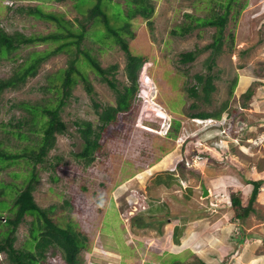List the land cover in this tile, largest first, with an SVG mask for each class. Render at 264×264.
<instances>
[{
	"label": "rangeland",
	"instance_id": "1",
	"mask_svg": "<svg viewBox=\"0 0 264 264\" xmlns=\"http://www.w3.org/2000/svg\"><path fill=\"white\" fill-rule=\"evenodd\" d=\"M74 1L0 0V27L7 33L26 35L54 30V25L27 12L36 4L46 11L62 12L63 17L76 26L75 19L83 16L72 6ZM149 1L154 6L151 29L145 19L136 16L130 26L135 36L127 37L148 54L130 108L119 112L101 132L103 147L95 152V158L88 166L76 161L73 152L81 149L82 141L79 126L74 121L87 120L95 125L97 110L115 105L113 90L91 69L87 70L92 91L88 92L81 80L72 87L60 110V117L66 124L65 132L56 135L55 145L45 162L35 165L39 180L33 196L42 207L62 205L64 200L69 202L77 229L86 234L91 244L89 252L81 250L80 264H87L88 260L91 264H170L175 257H180L185 264H193L198 259L208 258V254H203V250L196 252V249L179 252L175 246L169 247L165 243L161 233V237L156 238L155 234H150V229L137 226L148 220L137 214L146 176L163 164H175L176 174L194 177L198 187L201 183L212 184V193L200 199L205 206H214L218 210L212 216L204 213L202 220L219 231L218 241L207 244V252L217 257L213 262L217 264L222 256L232 264H247L249 257L264 253V0H247L240 12L228 20L223 34L226 40L214 62L210 57L211 48L204 47L212 41L214 27H196L185 35L171 32L173 26L188 21L185 12L203 15L207 10L203 0ZM110 8L108 11L113 15L116 6L111 4ZM229 34H233V41L227 38ZM81 44L90 48L102 67L117 64L108 77L113 78L120 90L129 84L124 72V52L118 45L107 47L90 33ZM46 47V43L38 42L21 45L14 50L18 53L14 58L0 57V78L12 75L28 52ZM190 50L195 51V58L181 61L180 53ZM71 56V52L66 51L50 55L39 64L34 76H28L17 88L2 92L0 148L20 150L38 137V133L28 130L33 124L31 113L21 102L40 105L48 98L60 96L53 89H46L47 76L66 67ZM209 62L210 70L207 69ZM173 72L179 73L180 77L172 75ZM196 73L216 74L213 80L216 89L207 101L203 98L195 100L186 88L180 91L185 82L187 87L195 83ZM234 78L236 85L230 96V83ZM249 86L252 95L244 101L242 95ZM198 88L201 89L200 84ZM193 101L197 107L191 106ZM94 102L99 107H95ZM225 102L222 119L220 122L215 120L214 128L206 129L192 120L191 113L218 110ZM173 119L179 122L177 129L171 126ZM210 119L214 122L212 117ZM21 133L27 137L20 136ZM257 134L259 136L254 140ZM55 156L60 158L58 162ZM22 170L23 162L4 166L0 168V181L15 180L9 175L10 171ZM50 174L57 179H50ZM253 180H261L251 205L253 209L239 219L234 215V206L228 203L230 194L234 193L246 205ZM102 194L106 197L102 198ZM218 217L221 220L217 222ZM30 219L27 215L16 230V248H21L29 236ZM240 233H243V239L234 242ZM207 234L213 235L211 231ZM239 246L246 248L248 253ZM45 254L49 256L39 264H66L58 248H48ZM8 263L1 252L0 264Z\"/></svg>",
	"mask_w": 264,
	"mask_h": 264
},
{
	"label": "trees",
	"instance_id": "2",
	"mask_svg": "<svg viewBox=\"0 0 264 264\" xmlns=\"http://www.w3.org/2000/svg\"><path fill=\"white\" fill-rule=\"evenodd\" d=\"M203 1L207 9L203 15L195 16L193 13L185 12L184 16L188 18V21H184L181 25L173 26L171 32L185 35L196 27H214L212 41L204 46L205 48H211L210 57L211 61L214 62L215 55L221 52L222 45L226 40L223 34L228 20L234 18L240 12L247 0ZM191 3L194 4V2ZM111 4L116 6V11L113 15L108 11V9H111ZM72 6L76 7L83 16L76 19V26L65 19L62 12L46 11L41 5L36 4L34 7H30L27 12L54 25V30L44 34L33 33L26 35L21 32L7 33L0 27V57L14 58L18 54L14 50L19 49L21 45L37 42L47 44L44 49L28 52L12 75L0 78V97L5 90L17 88L25 82L28 76H34L39 64L50 55L61 51L71 52L72 54L67 61L66 67H61L57 72L47 76L49 83L46 89H53L57 94H61L60 96L48 98L47 101L40 105L21 102L24 109L31 113L30 121L33 124L28 130L38 133V137L33 140V143L26 144L20 150L0 148V168L14 162L24 163V170L10 171L9 173L10 176L19 181H0V203H2V208H0V253L3 252L5 254L8 264H39L45 256H49V254L48 256L45 254L48 248H58L62 252L66 264H80L82 262L79 257L81 250L85 249L87 252L91 250L89 238L85 233L77 229L72 219L73 211L67 200H64L62 205L51 204L47 207H42L36 202L33 191L39 180V172L35 165L45 162L48 152L55 145L56 135L65 132L66 124L60 117V110L66 103L72 87L81 80L84 82L85 89L88 92L92 91V86L87 80V70L91 69L100 77L101 81L105 82L113 90L115 93V105H106L97 110L98 117L95 125L87 120L74 121L79 126V137L82 143L81 149L73 152V155L76 161L82 162L83 166H88L94 160L95 152L103 147V143L100 142L101 132L111 121L116 119V115L119 112L127 111L130 108L138 89L140 70L144 66L148 55L145 49L133 44L127 37L132 39L135 36L130 26L132 19L137 15L145 19L148 28L151 29L154 6L149 0H122V2L114 0H75ZM97 27L99 28L97 29ZM89 33L97 42L107 47L118 45L124 52V72L129 84L124 85L122 90L117 87L112 77H108L117 68V64L102 67L95 55L91 54L90 48L81 44ZM227 38L233 41V34H229ZM195 54L194 50L182 52L180 53V59L183 62L192 61L195 58ZM207 69H211L210 62L207 64ZM172 75L180 77L177 72H173ZM215 77L216 74L214 73L202 75L196 73L194 74L195 83L187 87L185 82L180 91L186 88L190 96L195 100L203 98L207 101L210 93L216 89L213 82ZM180 80L182 79L180 78ZM199 84L201 89L198 88ZM235 85L236 78L230 83V96ZM251 95L252 87L249 86L242 95L244 101H247ZM226 104L227 102L218 110H198L191 113V115L222 118L221 112L226 107ZM197 105L195 101L191 104L192 107H197ZM94 106L99 107V104L94 102ZM178 124V120L173 119L171 126L173 129H177ZM20 136L27 137L25 133H21ZM166 143L164 141V144ZM55 159L58 162L60 158L55 156ZM51 167H54V165L51 164ZM50 179L55 180L57 176L50 174ZM251 183L252 189L246 205H243L240 198L234 193L230 194L231 205L235 208L234 215L239 219L244 218L252 211L253 207L251 205L258 193L261 180H253ZM80 187L85 189L82 185ZM104 197L106 195L103 196L102 194V198ZM102 198L98 197L101 203H103ZM27 215L31 216L29 220V236L21 248H16L14 246L15 233ZM2 216H4L3 220H1ZM140 225L141 223L137 224V226ZM243 236V233H240L237 237L238 239H235L237 243L243 239ZM175 258L171 260L170 264H185L180 257ZM193 264L207 263L198 259ZM220 264H223V262L221 261Z\"/></svg>",
	"mask_w": 264,
	"mask_h": 264
},
{
	"label": "crops",
	"instance_id": "3",
	"mask_svg": "<svg viewBox=\"0 0 264 264\" xmlns=\"http://www.w3.org/2000/svg\"><path fill=\"white\" fill-rule=\"evenodd\" d=\"M163 165V167L152 169L142 185L147 195L146 206L137 214L142 218L147 217L148 220L142 222L141 228L150 229V234H155L156 238L162 236L165 243L169 247L175 246L174 248H178L177 251L196 249V252L199 250L202 252L203 250V254H208V258H202L203 261L207 264H216L213 261H216L217 257L214 258L215 254L207 252V244L218 241L219 231L218 228L210 227V223L206 225L202 220H204V213L207 212V215L212 216L218 213V210L214 206H207V204L205 206L204 201L200 199L203 196L202 189L195 184L194 177L178 176L175 172V164L174 166L169 163ZM204 185L208 192L212 193V184ZM220 220L221 217H218L217 222ZM209 231L213 235H208ZM160 233L161 236H159ZM239 248H242L244 253H248L246 248L241 246ZM249 258L247 264H260L259 262L264 264V253ZM220 259L217 264L221 261L223 264L230 263L222 256Z\"/></svg>",
	"mask_w": 264,
	"mask_h": 264
},
{
	"label": "clouds",
	"instance_id": "4",
	"mask_svg": "<svg viewBox=\"0 0 264 264\" xmlns=\"http://www.w3.org/2000/svg\"><path fill=\"white\" fill-rule=\"evenodd\" d=\"M192 117H194V118H197L199 121H194L193 119V121L194 122H198L199 124H202V125H204L205 127L204 128H206V129H211V128H214L213 127V125H217L216 124V122H215V120H219V122H220V119H222V118H216V117H212V116H209V117H198V116H192ZM213 118L214 119V122L212 121V120H207V119H210V118ZM206 120V121H205ZM240 123V122H239ZM225 124V126L223 127V129H225L226 128V122L224 123ZM261 125V124H260ZM246 127V126H245ZM248 129V128H247ZM259 136V134H257L256 135V137L254 138V140H256L257 139V137ZM237 136H235L234 138H236ZM247 138V137H246ZM245 138V139H246ZM239 139H241L242 140V138H239ZM253 143L252 144H257V143H255L254 141H252ZM186 163V162H185ZM252 189V188H251ZM251 192V191H250ZM143 194H145V192L143 193ZM147 196V195H146ZM228 203H229V205H231V201H230V197H229V201H228ZM144 205L146 206V201H145V203H144ZM144 209V208H143ZM143 209H139V210H137V211H141V210H143ZM213 209V208H212ZM212 209H210V211L212 210ZM238 227V226H237ZM238 229H239V227H238ZM239 231V230H238ZM233 241L235 242L236 240L235 239H233ZM237 243V242H236ZM85 264V263H84ZM87 264H91L90 262H89V260L87 261ZM227 264H230V263H227Z\"/></svg>",
	"mask_w": 264,
	"mask_h": 264
},
{
	"label": "built area",
	"instance_id": "5",
	"mask_svg": "<svg viewBox=\"0 0 264 264\" xmlns=\"http://www.w3.org/2000/svg\"><path fill=\"white\" fill-rule=\"evenodd\" d=\"M194 121H199L197 118H192ZM207 120H211V119H207ZM206 121V120H205ZM205 125V124H204ZM142 203H140V207H139V209H143V208H145V205H144V203H145V201L147 200V196H146V194H142ZM138 209V210H139ZM237 230H238V228H237Z\"/></svg>",
	"mask_w": 264,
	"mask_h": 264
},
{
	"label": "bare ground",
	"instance_id": "6",
	"mask_svg": "<svg viewBox=\"0 0 264 264\" xmlns=\"http://www.w3.org/2000/svg\"><path fill=\"white\" fill-rule=\"evenodd\" d=\"M94 1H95V0H94ZM91 2H93V1H91ZM101 4H102V3H101ZM133 5H134V4H133ZM90 7H91V6H90ZM86 9H87V8H86ZM101 10H102V9H101ZM84 12H85V11H84ZM76 14H77V13H76ZM137 16H138V15H137ZM115 18H116V17H115ZM75 20H76V19H75ZM105 21H106V20H105ZM62 24H63V23H62ZM105 25H106V24H105ZM100 26H101V25H100ZM123 26H124V25H123ZM71 27H72V26H71ZM71 27H70V28H71ZM108 27H109V24H108ZM70 28H69V29H70ZM98 28H99V27H97V29H98ZM56 29H57V27H56ZM71 29H72V28H71ZM97 29H96V30H97ZM158 29H159V28H158ZM64 31H65V30H64ZM101 31H102V30H101ZM94 32H95V31H94ZM99 32H100V31H99ZM100 33H101V32H100ZM55 35H56V34H55ZM58 35H59V34H58ZM196 50H197V49H196ZM187 53H188V52H187ZM216 56H217V55H216ZM192 72H193V71H192ZM192 72H191V73H192ZM201 75H202V74H201ZM186 78H187V77H186ZM196 87H197V86H196ZM218 87H219V86H218ZM208 88H209V86H208ZM209 89H210V88H209ZM218 89H219V88H218ZM194 94H195V93H194ZM198 96H199V95H198ZM241 101H242V100H241ZM76 107H77V106H76ZM76 109H77V108H76ZM233 126H234V125H233ZM2 154H3V153H2ZM30 161H31V160H30ZM35 175H36V174H35ZM4 181H6V180H4ZM207 194H209V192H207ZM236 215H237V214H236Z\"/></svg>",
	"mask_w": 264,
	"mask_h": 264
},
{
	"label": "water",
	"instance_id": "7",
	"mask_svg": "<svg viewBox=\"0 0 264 264\" xmlns=\"http://www.w3.org/2000/svg\"><path fill=\"white\" fill-rule=\"evenodd\" d=\"M201 189H202V195L203 196L207 195L208 190L206 189V187L203 183L201 184Z\"/></svg>",
	"mask_w": 264,
	"mask_h": 264
}]
</instances>
